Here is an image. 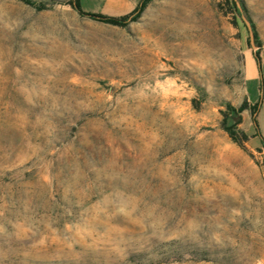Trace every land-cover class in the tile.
<instances>
[{
    "label": "rangeland",
    "instance_id": "obj_1",
    "mask_svg": "<svg viewBox=\"0 0 264 264\" xmlns=\"http://www.w3.org/2000/svg\"><path fill=\"white\" fill-rule=\"evenodd\" d=\"M33 1L0 0V264H264V155L224 127L247 92L264 137V0L255 51L230 0Z\"/></svg>",
    "mask_w": 264,
    "mask_h": 264
},
{
    "label": "trees",
    "instance_id": "obj_2",
    "mask_svg": "<svg viewBox=\"0 0 264 264\" xmlns=\"http://www.w3.org/2000/svg\"><path fill=\"white\" fill-rule=\"evenodd\" d=\"M25 3L36 7L37 9H43L46 7V5L44 3L38 4L33 0H22ZM150 0H139V2L136 4V6L128 13L123 14V15H111V14H106L103 12H99V11H87V10H83L81 8V3L80 0H70V4L71 6L76 9L80 14L88 16L91 19L94 20H98V21H102V22H106V23H110V24H114V25H121L124 26L127 24L128 21L136 19L139 14L141 13V11L143 10V8L146 6V4L149 2ZM242 7H243V11L245 12L247 18L251 21L252 27H253V31H254V36H255V42H256V31H255V27L254 24L250 18V16L247 14V8L243 2V0H239ZM229 3H231L232 7L238 11V7L236 5L235 0H230ZM259 58V56H258ZM258 102H255L253 104H249L247 102V100L243 101L238 108H234L232 106H228V108L230 109L229 113H239L242 110L248 108L250 109V111L254 114L257 112L258 110ZM254 121L255 117H254ZM226 123V124H225ZM240 123V118H235V117H230V115H226V117L224 118V127L227 130V132L229 133V135L232 137V139H234L235 141H237L238 143H242L243 141H246L249 139V135L244 132L242 129L238 128L237 125Z\"/></svg>",
    "mask_w": 264,
    "mask_h": 264
},
{
    "label": "crops",
    "instance_id": "obj_3",
    "mask_svg": "<svg viewBox=\"0 0 264 264\" xmlns=\"http://www.w3.org/2000/svg\"><path fill=\"white\" fill-rule=\"evenodd\" d=\"M257 60L263 61L264 60V54H262L259 58L257 57ZM246 95H247V102L249 104H253V103L257 102V100L255 98H251L250 96H248L247 92H246ZM258 109H259V105H258ZM254 117H255L256 121H254V118H253L252 125H249L246 130H247V133L249 135L250 142L258 150V153H260V154L262 153L264 155V137L261 135L259 129L257 128V126H258L257 119H256L257 118V112L254 113Z\"/></svg>",
    "mask_w": 264,
    "mask_h": 264
},
{
    "label": "water",
    "instance_id": "obj_4",
    "mask_svg": "<svg viewBox=\"0 0 264 264\" xmlns=\"http://www.w3.org/2000/svg\"><path fill=\"white\" fill-rule=\"evenodd\" d=\"M236 2V5L240 11V14H241V18L243 20V22L245 23L247 29H248V33H249V41H250V44L253 48V50H257L259 48L258 45H256L255 43V36H254V31H253V27H252V24H251V21L247 18L245 12L243 11V7L240 3L239 0H235Z\"/></svg>",
    "mask_w": 264,
    "mask_h": 264
}]
</instances>
